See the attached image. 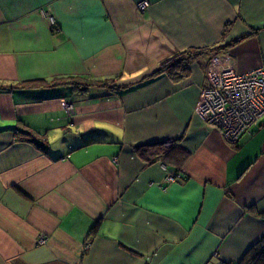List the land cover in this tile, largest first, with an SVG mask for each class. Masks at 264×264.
<instances>
[{
	"label": "crops",
	"instance_id": "0c3cea01",
	"mask_svg": "<svg viewBox=\"0 0 264 264\" xmlns=\"http://www.w3.org/2000/svg\"><path fill=\"white\" fill-rule=\"evenodd\" d=\"M138 1L0 0V264H232L264 236V120L229 142L196 109L215 54L264 65V0ZM69 75L117 88L21 87ZM172 137L167 181L131 146Z\"/></svg>",
	"mask_w": 264,
	"mask_h": 264
},
{
	"label": "built area",
	"instance_id": "2783aa9c",
	"mask_svg": "<svg viewBox=\"0 0 264 264\" xmlns=\"http://www.w3.org/2000/svg\"><path fill=\"white\" fill-rule=\"evenodd\" d=\"M136 5L142 11L149 2L140 0ZM50 22L54 23L51 17ZM227 60L225 54L211 58L208 84L200 90L196 109L206 123L216 126L227 141L234 142L248 133L252 125L264 120V65L238 72ZM61 104L67 112L72 110L64 100ZM165 179L171 181L175 176L168 172ZM39 242H45V238L41 236Z\"/></svg>",
	"mask_w": 264,
	"mask_h": 264
},
{
	"label": "trees",
	"instance_id": "16d2710c",
	"mask_svg": "<svg viewBox=\"0 0 264 264\" xmlns=\"http://www.w3.org/2000/svg\"><path fill=\"white\" fill-rule=\"evenodd\" d=\"M203 51L200 49H185L174 53L171 57L162 62V65L152 73L154 76L166 74L174 80H178L188 74V64L191 59L199 55ZM216 52H214L215 54ZM60 84H69L76 91H84L88 87H97L104 89H116L114 77L105 78H85L83 76H65L53 77L47 79H36L33 81L21 83V87L37 88L44 86H54ZM167 143L164 144L163 142ZM133 152L145 160L147 163L160 161L173 170L175 176H182L179 169L183 165L189 152L180 143V137H172L162 141L149 142L144 144H135L131 146ZM96 224V223H95ZM92 225L88 233H92L95 229ZM232 264H264V236L258 239L236 262Z\"/></svg>",
	"mask_w": 264,
	"mask_h": 264
},
{
	"label": "rangeland",
	"instance_id": "374dc122",
	"mask_svg": "<svg viewBox=\"0 0 264 264\" xmlns=\"http://www.w3.org/2000/svg\"><path fill=\"white\" fill-rule=\"evenodd\" d=\"M65 103H66V104H68V103L70 104V102H67V101H65ZM70 105H71V108L73 109V105H72V104H70ZM63 107H64V106H63ZM64 109H65V108H64ZM65 110H66V109H65ZM69 111L71 112V110H69ZM70 112H68V113H70Z\"/></svg>",
	"mask_w": 264,
	"mask_h": 264
}]
</instances>
